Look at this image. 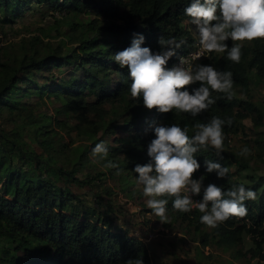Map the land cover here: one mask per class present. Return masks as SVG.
<instances>
[{"label": "trees", "instance_id": "16d2710c", "mask_svg": "<svg viewBox=\"0 0 264 264\" xmlns=\"http://www.w3.org/2000/svg\"><path fill=\"white\" fill-rule=\"evenodd\" d=\"M33 2L66 16L86 13L94 17L81 24L84 29L77 37L78 45L65 53L61 44L52 46L39 35L20 38L18 45H0V112L7 111L14 124L9 129L0 125V236L5 240L0 264H170L154 262L146 243L115 223L111 201H105L109 197L104 196L112 193L110 189L105 188L99 196L103 211L86 203L73 189L81 183L76 173L89 160L95 145L103 141L108 148L106 157L98 156L103 170L90 176L89 182L136 174V164L150 162L147 148L155 139L157 126L176 123L186 127L192 137L196 124L208 123L212 117L226 122L231 119V126H222L223 147L229 145L230 136L244 128V119L249 118L254 127L264 126V103L253 102L249 95L251 84L264 86V39L235 42L241 44L239 63L228 60L225 51L207 53L193 65L210 64L231 72L230 100L227 94L210 89L216 102L196 117L175 110L160 113L145 108L142 97H131L129 71L115 62L114 55L129 47L138 35L145 38L141 46L154 53L164 50L158 43L160 37L177 43L183 40L168 61L172 67L179 56L195 48L199 37L195 25L194 32L184 27L191 22L184 9L192 0H0V28L17 22ZM226 43L230 49L234 42ZM67 66L71 68L66 76ZM195 87L199 82L189 91ZM29 97H36V104L47 98L57 100L58 114L75 112L77 123L70 130L76 132L80 146L50 137L68 128V123L54 119L57 128L46 125L45 117L33 114ZM24 132L37 144L35 148L23 139ZM231 154L223 149L218 156L210 146L200 148L194 154L201 165L194 178L203 176L204 186L214 183L223 191L233 184L252 189L255 199L244 201V217H230L210 228L200 223L203 213L198 209L180 212L172 207L174 198L161 199L168 200L170 220L179 223L202 247L197 250L202 259L210 257L203 252L211 247L234 250L235 258H256V264H264V175L248 172L244 178L234 177L231 164H237L239 171L249 166ZM205 160L227 167L226 177L218 179L215 172L208 173ZM109 161L115 167H108ZM199 196L202 198V192Z\"/></svg>", "mask_w": 264, "mask_h": 264}, {"label": "clouds", "instance_id": "9594fccd", "mask_svg": "<svg viewBox=\"0 0 264 264\" xmlns=\"http://www.w3.org/2000/svg\"><path fill=\"white\" fill-rule=\"evenodd\" d=\"M191 24L199 34L200 51L191 54L192 60H199L204 53H223L227 51L228 60L239 63L242 52L241 44L264 39V0H192L184 9ZM144 36L138 35L131 45L114 55V60L121 68L127 67L130 78V94L133 99L142 97L143 106L160 113L175 110L178 113L196 117L208 110L216 101L211 99V91L227 94L232 98L233 79L229 71H219L210 64L193 66L184 57L179 63L168 67V61L176 54L185 41L158 39L164 49L153 52L149 47H142ZM233 41L229 49L226 41ZM199 82V87H189ZM231 126L219 117H212L208 123L195 125V135L189 137L188 129L173 123L170 126H157L155 139L147 148L150 162L136 164L133 171L137 183L143 186V195L147 198V207L161 218L166 219L167 199L172 197L174 210L188 213L196 208L203 215L200 223L210 228L227 221L230 217H244L247 208L244 201L255 199V192L243 184H233L227 191L220 186L203 184V176L195 179V173L201 165L195 158L200 148L211 147L218 156L222 155L224 133L223 125ZM108 154V148L102 141L92 150L93 156L102 159ZM250 150L244 146L239 155H248ZM208 173L215 172L218 179H223L228 168L219 162L205 160ZM108 167H115L111 161ZM202 199L194 201L193 197ZM137 264H142L138 261Z\"/></svg>", "mask_w": 264, "mask_h": 264}, {"label": "rangeland", "instance_id": "374dc122", "mask_svg": "<svg viewBox=\"0 0 264 264\" xmlns=\"http://www.w3.org/2000/svg\"><path fill=\"white\" fill-rule=\"evenodd\" d=\"M20 19L15 23H4L0 28V45H4L7 42L19 43L20 38H29L33 35H39L43 42H49L52 46L61 44L63 46V53L68 52L71 48L78 45L77 37L82 36V30L84 29L81 24L91 19L92 16L86 13H80L73 16H66L64 14H58L52 11L51 8L43 4L33 2L30 9L22 11ZM55 19V20H54ZM187 29L194 32L193 24L186 22L184 25ZM85 37V36H84ZM17 43V45H18ZM15 45L18 49V46ZM44 51H47L44 48ZM71 67H65L64 75H68ZM57 71V70H56ZM47 76V72L44 73ZM251 100L255 103H264V86L262 83L251 84L250 89ZM26 99V98H25ZM28 101L30 107L33 110L35 116L45 117V124L52 128H57L54 123V119L59 121H66L68 128H64L58 131V134H51L50 137H55L59 143L66 142L73 144L72 147L80 146L81 141L78 139L75 131H71L70 128L77 123L75 118V112H69L67 114H58L56 109L59 107V102L53 98H47L43 104H36V97H29ZM151 111V110H149ZM10 115L7 111L0 112V125L5 128H11L14 124L8 119ZM244 128L237 134L230 136L228 146H224L223 149L231 154L232 158H242L247 163L249 168L239 171L237 164H231L230 170L234 174V177H243L245 173H252L256 175H264V126L254 127L249 118L243 120ZM107 139H111L110 136H106ZM23 139L28 142L30 147H36L33 143L32 138L26 133H23ZM32 141V142H31ZM74 142V143H73ZM246 146L250 150L248 155H239L242 148ZM89 160L85 165L79 169L76 173V177L81 181L79 186H75L73 189L76 190L80 196L85 199L86 203L94 205L101 211L105 208L99 203L101 192L105 193V188L111 190L112 193H105V201H111L113 206L112 211L118 212V209L124 210L125 213L121 216H134L136 218L137 211L132 212L131 209L137 210L139 207H144L147 198L143 195V186L137 183L138 174H130L128 177L121 178L119 176L107 177L106 180H96L94 183L89 182L90 176L98 171L103 170L101 160L98 156H93L89 153ZM63 156H61L62 159ZM16 163L19 165L20 162L17 160ZM244 178V177H243ZM242 178V179H243ZM98 197V199L96 198ZM138 207V208H137ZM130 211V212H129ZM140 211H144L141 210ZM153 217V216H152ZM167 217V216H166ZM137 219V218H136ZM154 219V217H153ZM142 220L139 222L142 223ZM149 220V219H147ZM122 221L126 222L125 218ZM137 222V221H135ZM122 224V223H121ZM168 224L169 236L163 237L164 240L162 251L155 253L154 250L150 249L151 258L154 262L168 261L170 264H256V258L249 259L243 257H234V250H222L212 249L208 247V251L204 248L203 254H209L210 257L202 259V255H198L197 250L202 247L196 245L192 240V235L185 232L179 223L171 221L166 218L161 222V218L153 220V231L149 235H155L154 237L160 236L158 227H167ZM135 225V224H133ZM147 235V236H149ZM141 236V237H147ZM5 244L4 238L0 236V248ZM199 247V248H198ZM211 253V254H210Z\"/></svg>", "mask_w": 264, "mask_h": 264}, {"label": "crops", "instance_id": "0c3cea01", "mask_svg": "<svg viewBox=\"0 0 264 264\" xmlns=\"http://www.w3.org/2000/svg\"><path fill=\"white\" fill-rule=\"evenodd\" d=\"M112 208L113 206L111 207V211H112ZM138 208V207H137ZM140 208L141 210H144V211H140ZM117 210H119L118 212H116V210H114L115 212H113V214L117 217L116 218V222L117 224H119L120 226L122 227H125L127 228L130 233L134 236H136L137 238L141 237V236H147L150 234L151 231L155 230L153 229V220L157 218H160L158 216H156L152 210L150 208L147 207V205H145L144 207H139L137 210H135L134 208L131 209L132 212H135L137 211V215H136V218H134V216H121L125 213V211L127 209H124V210H121V209H118L116 208ZM121 211H123V214L120 213ZM128 211V210H127ZM130 212V211H129ZM154 219H153V217ZM166 218L170 219V217L166 214ZM122 218H125L127 221L124 222L122 221ZM144 218V220L142 221V223H140L139 221L142 220ZM149 219V220H147ZM137 221V222H135ZM163 222V221H161ZM122 223V224H121ZM135 224V225H133ZM159 228V234L160 236L158 237H152L151 239L148 240V242L146 243L148 249H149V252H150V249L151 250H154L155 253H160V251H162V247L163 246V242L164 240L162 239L163 237H167L169 236V229L167 227H158ZM151 255V254H150Z\"/></svg>", "mask_w": 264, "mask_h": 264}, {"label": "built area", "instance_id": "2783aa9c", "mask_svg": "<svg viewBox=\"0 0 264 264\" xmlns=\"http://www.w3.org/2000/svg\"><path fill=\"white\" fill-rule=\"evenodd\" d=\"M200 51V46H199V37L196 39L195 41V48L192 49L191 51L179 56L173 63V65H176L179 63V59L180 57H184L189 63H191L192 65H194L195 63H197L199 60H201L207 53H204L203 56L199 59V60H192L191 58V54H194L196 52ZM200 177H198L197 179H199ZM202 198L200 196H195L193 197L194 201H199ZM196 209V208H193ZM155 235H149L147 237H139L140 240H142L144 243H147L149 239H151L152 237H154ZM207 251H208V247H206Z\"/></svg>", "mask_w": 264, "mask_h": 264}]
</instances>
